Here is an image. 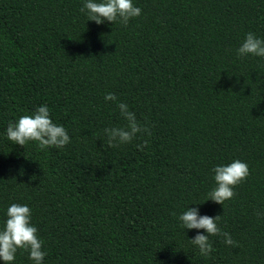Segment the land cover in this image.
<instances>
[{"label":"trees","instance_id":"trees-1","mask_svg":"<svg viewBox=\"0 0 264 264\" xmlns=\"http://www.w3.org/2000/svg\"><path fill=\"white\" fill-rule=\"evenodd\" d=\"M132 2L123 26L87 21L85 0H0V229L27 205L42 264H264V58L236 52L249 32L264 40V0ZM117 103L151 135L110 147ZM42 105L71 142L9 141ZM234 160L250 173L235 196L205 201ZM187 208L220 215L236 246L210 236L200 255ZM11 264L34 262L18 250Z\"/></svg>","mask_w":264,"mask_h":264},{"label":"clouds","instance_id":"clouds-1","mask_svg":"<svg viewBox=\"0 0 264 264\" xmlns=\"http://www.w3.org/2000/svg\"><path fill=\"white\" fill-rule=\"evenodd\" d=\"M87 16V21H94L97 25L108 21H119L127 26L131 18L140 16L141 9L133 5L132 0H85L80 8ZM238 57L248 55L264 58V40L257 38L254 33L246 34L240 47L236 50ZM106 101H116L117 97L108 93ZM121 116L126 121L123 127L105 128L110 147H117L130 143L138 133L151 135L148 127L142 126L136 119L135 113L129 111L125 103H117ZM7 139L13 144L23 147L30 141L38 142L40 150L47 148H63L69 144L70 137L62 125L54 123L46 105L36 108L33 114L22 115L14 123L10 122L6 129ZM146 144V142H145ZM142 150L143 145H137ZM215 187L207 194V200L223 205L225 201L235 196L234 188L244 182L249 176L248 165L240 160H234L227 165L217 166L213 169ZM172 215H175L173 213ZM259 215V213H258ZM6 221L0 229V261L11 264L18 250L28 252L29 259L34 264H42L46 253L42 250V241L37 236V228L30 223L31 210L27 205L11 204L6 211ZM220 215L209 217L199 215L197 208H187L179 217L180 227L183 229L204 230L191 239V243L199 249L200 255L208 257L213 251L209 242L210 236L221 235L224 243L236 246L229 233L221 232L217 226Z\"/></svg>","mask_w":264,"mask_h":264}]
</instances>
